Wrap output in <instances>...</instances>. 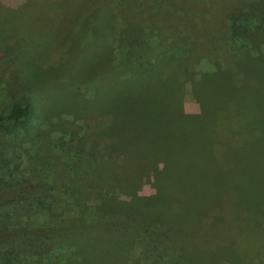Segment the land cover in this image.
Here are the masks:
<instances>
[{"label":"trees","instance_id":"obj_1","mask_svg":"<svg viewBox=\"0 0 264 264\" xmlns=\"http://www.w3.org/2000/svg\"><path fill=\"white\" fill-rule=\"evenodd\" d=\"M14 1L0 0V15L26 19ZM72 1L38 0L64 12L77 8ZM202 2L175 3L158 27L130 11L129 0H85L98 15L113 10L111 51L116 44L125 54L116 79L124 75V90L155 95L159 105L146 100L123 124L113 111L104 129L88 133L73 114L57 136L38 128L28 101L1 113L0 129L44 137L33 148L38 161L28 158L30 178L0 197L14 215L0 211V264H90L92 254L105 264H264V120L252 107L243 113L247 96L264 90V0ZM7 27L0 41L18 26ZM196 39L212 42L213 54ZM27 40L7 41L2 55ZM213 75L216 82H204ZM235 87L251 92L238 99Z\"/></svg>","mask_w":264,"mask_h":264},{"label":"rangeland","instance_id":"obj_2","mask_svg":"<svg viewBox=\"0 0 264 264\" xmlns=\"http://www.w3.org/2000/svg\"><path fill=\"white\" fill-rule=\"evenodd\" d=\"M72 2L78 4L77 8L74 11L64 12L51 11L38 0H15L13 7L21 6L20 9L25 12L27 18L17 19L16 22L9 17H4L10 14L9 11L3 12V16L0 15L1 26L5 28L8 26V29L18 26L12 38L0 41V114L9 112L17 101H28L37 111L38 128L53 131L55 136L61 135L62 130L71 129L69 122L73 114L89 123L82 129L88 133L93 130L91 125L97 129H101V127L104 129L106 126L103 127L101 124L106 121L105 115H111L114 118L113 111L123 124L126 114L130 110L134 112L133 108L142 107L141 104L146 100L152 98L154 103L159 105V99L155 95L143 96V92H139V89L135 88L124 90V75H122V79H116L119 72L116 73L114 66L120 62L121 58H124L125 54L116 44L111 51L110 42L113 37L117 36L111 30L113 10L110 7L104 8L98 15L94 13L90 4L85 8V0ZM196 2L203 3L202 0H140V4L137 5L135 0H129L127 8L130 11H136V15L140 19L160 27L161 22L166 23V18L174 16L171 14L175 3H179L178 7L182 9ZM205 3L211 5L210 1ZM40 11H46L49 18L37 15ZM176 19L182 20V15L179 13ZM162 26L164 25L162 24ZM121 32L124 33L123 30ZM25 37H29L30 40L21 46L14 47L4 56L2 55L7 41L11 44L15 40L25 39ZM195 43L201 44L208 53L213 54L214 44L209 40L196 39ZM150 48L155 54V46L150 45ZM121 74H124V69ZM260 75L259 77H264V68ZM209 77L211 80L204 79L205 83L216 82L217 76ZM75 84L79 86L78 89L75 88ZM235 89H238L234 93L238 99L241 98L238 96L239 94L251 92L250 89L243 90V88L236 87ZM147 93H153V91L149 90ZM82 98L86 101L82 102ZM247 100L243 103L244 115L247 116L249 112L247 108L252 107L259 110V113L253 114V116L259 118L261 113L264 120L263 88L262 91L258 90L257 95L250 93ZM239 109L238 106L235 107L237 113L240 112ZM50 122L52 124L49 125ZM79 123L83 125L82 121ZM262 125L264 127V121ZM73 128L75 129V127ZM158 132L155 129L156 146L160 145L161 135ZM66 134L69 135V132ZM40 135V130L30 133L19 131L16 134L0 129V197L8 199L11 191L24 185L25 178H30L28 158L31 155L34 161H38L34 158L37 154L33 152V148L34 145L42 146ZM54 144H56V140H54ZM41 151L38 152L40 163L43 161ZM252 159L253 157L249 156L243 161V164L250 166ZM102 163H98L99 170L103 168ZM241 169L242 167H238L236 176L241 174ZM250 171L253 176V171L257 170ZM246 189L251 191L249 188ZM202 194L200 193L199 196L202 197ZM2 202L3 200H0V211L4 210L11 214L9 211L11 204L7 206V203L3 204ZM13 219L14 215L10 220ZM109 244L111 243L109 242ZM89 257L90 264L108 262L104 254L102 257L94 254Z\"/></svg>","mask_w":264,"mask_h":264}]
</instances>
